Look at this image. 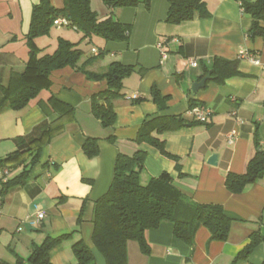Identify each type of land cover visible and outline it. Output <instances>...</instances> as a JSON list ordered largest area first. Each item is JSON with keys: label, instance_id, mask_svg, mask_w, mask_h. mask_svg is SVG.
Masks as SVG:
<instances>
[{"label": "crops", "instance_id": "crops-1", "mask_svg": "<svg viewBox=\"0 0 264 264\" xmlns=\"http://www.w3.org/2000/svg\"><path fill=\"white\" fill-rule=\"evenodd\" d=\"M51 1L57 8L64 6V0ZM90 1L100 19L112 17L129 25L130 31L125 41L94 37L92 41L97 40L99 46L93 48L99 50V55L92 51L96 58L89 63L88 71L102 72L111 63L120 62L134 66V72L124 78L122 94L112 101L116 112L112 126H104L92 112V96L107 88V81L91 80L73 67L53 71L50 89L42 90L25 108L7 113L0 141L9 140V154L18 148L16 137L29 135L44 120L58 119L59 113H46L40 101L55 96L75 108L73 121L67 122L64 131L43 147L27 182L1 194L0 260L14 264L17 257L27 259L33 245L41 244L46 237L72 233L51 250V264H74L72 246L79 239L89 242L86 243L98 264H107L92 242L94 201L109 190L118 154L130 155L143 149L148 155L142 183L169 172L197 202L223 205L234 222L226 241L212 240L210 231L201 226L193 245L176 237L171 222H163L146 234L149 253H144L137 241H129V263L232 264L253 232L264 236V176L242 193L230 191L225 184L228 173L246 171L258 150L256 134L264 151V37L249 34L253 19L236 0H203L208 16L197 13L179 24L167 22V0H153L149 7L139 4L122 8H110L103 0ZM38 2L0 0V70L4 84L13 72L25 69L29 58L26 36ZM74 30L77 35L73 41H77L82 34ZM69 32L52 31L36 43L42 52L52 53L58 38L69 39ZM241 48L261 63L241 58ZM162 51L167 53L165 59ZM217 56L237 60L241 74L223 83L211 76L204 87L194 92L192 85L210 75L205 66ZM194 60L197 66L192 64ZM154 88L167 97L163 107L153 98ZM192 103L211 112L209 121L195 119ZM161 116L184 119V125L177 130L153 132V136L165 141L166 150L178 161L147 142L137 143L142 124ZM233 130L237 136L230 143L228 135ZM110 136L116 137V142H111ZM89 137L98 139L99 152L93 157L83 150ZM213 153H218L216 165L208 163ZM12 170L13 179L23 166ZM83 206L84 221L79 224ZM37 209L46 212L40 221H36ZM239 264H264V241Z\"/></svg>", "mask_w": 264, "mask_h": 264}, {"label": "trees", "instance_id": "trees-1", "mask_svg": "<svg viewBox=\"0 0 264 264\" xmlns=\"http://www.w3.org/2000/svg\"><path fill=\"white\" fill-rule=\"evenodd\" d=\"M103 1L110 8H122L139 4L149 7L153 0ZM167 1L169 9L166 20L169 23L179 24L191 20L197 13L201 17L208 16L203 0ZM243 6L244 13L253 19L249 34L264 37V0H243ZM61 17L67 19V26L82 34L81 40L92 41L94 37H100L106 41H125L129 36V25L112 17L100 19L92 9L90 0H64L62 8L55 7L51 0H39L33 7L30 29L26 36L29 58L25 69L22 72H13L7 84H4L0 70V111L6 107L13 110L25 108L42 90L50 89L53 71L73 67L84 72L91 80L107 81V88L92 96V112L104 126H112L116 122L112 101L122 94L123 80L134 72V66L113 62L105 71H88L89 63L96 57L82 61L84 51L79 47V42L64 37L58 38L54 52L41 56V48L36 40L49 35L52 27L56 25L55 20ZM205 70L218 83L241 74L237 60L218 56L205 66ZM152 95L160 106L167 99L156 88L153 89ZM195 105L192 103L191 107ZM40 106L46 113L57 111L59 117L52 122L44 120L29 135L15 138L18 148L0 159V164L11 168L23 166V170L3 186L0 194H4L12 186L24 185L27 182L31 167L39 161L43 147L64 131L67 122L74 119L75 108L55 96L47 101H40ZM183 125L184 119L178 117L161 116L146 120L139 130L137 143L147 142L163 155L178 161V157L166 150L165 141L153 136V132L177 130ZM109 140L114 143L116 137L110 136ZM255 140L258 150L249 160L246 171L241 174L230 172L226 176V187L234 193H242L264 176V151L260 147L257 134ZM83 150L90 157L97 155L98 139L87 138ZM147 155V151L143 149H138L130 155L120 152L116 158L114 178L109 190L94 201L92 242L105 257L107 264H130L129 241H137L141 250L149 253L147 232L166 221L174 225L176 237L189 245L194 244L196 233L201 226L210 231L212 240L226 241L234 219L226 213L223 205L197 202L192 194L176 184L169 172L153 176L147 183H142L141 175ZM177 166L179 167L178 163ZM84 215L85 206L81 209L79 224L84 221ZM71 235L72 233L46 237L41 244L33 245L27 259L17 257L14 264H51V250ZM249 239L232 264L247 260L264 241V236L260 232H253ZM72 249L76 259L74 264H97L94 251L83 239L74 242ZM0 264L12 263L0 260Z\"/></svg>", "mask_w": 264, "mask_h": 264}, {"label": "built area", "instance_id": "built-area-1", "mask_svg": "<svg viewBox=\"0 0 264 264\" xmlns=\"http://www.w3.org/2000/svg\"><path fill=\"white\" fill-rule=\"evenodd\" d=\"M236 1H238L242 11H244L243 0H236ZM67 23L68 21L64 17H61L55 20L56 25H66ZM92 51L96 55H99V50H97L96 48H93ZM162 55H163V59L167 57V53L165 51H162ZM239 56L241 58H247L254 63H258V64L261 63V61L257 57L253 56L248 50L244 48H241ZM192 64L194 66H197L198 62L194 60L192 61ZM137 97L138 95H134V98H137ZM191 113L194 115L195 119L201 122L209 121V117L211 115V112L204 106L194 107ZM236 136H237V132L233 130L228 135L229 142L233 143ZM12 173H13V170L10 166L0 164V191L2 190L3 186L12 179ZM1 206H2V200H1V194H0V215H1ZM45 217H46V212L43 210L37 209L36 221H40L44 219Z\"/></svg>", "mask_w": 264, "mask_h": 264}, {"label": "rangeland", "instance_id": "rangeland-1", "mask_svg": "<svg viewBox=\"0 0 264 264\" xmlns=\"http://www.w3.org/2000/svg\"><path fill=\"white\" fill-rule=\"evenodd\" d=\"M75 28H72V27H69V26H65V27H62V26H58V25H54L53 27H52V31L54 32H63V31H71V32H69L68 34L70 35L68 38V40H70V41H73V40H76L75 39V37H76V32H75V30H74ZM52 31H51V33L49 34V35H47V36H50L51 34H52ZM53 36H54V34H53ZM75 36V37H74ZM81 37L82 36H80L78 39H77V41H73V42H79V46L81 47V49L84 51V54H83V58H82V61L84 60V59H89V58H91V57H93L94 55H93V53H92V48L93 47H97V46H99V44L96 42L97 40H95V41H88V40H81ZM65 38V37H64ZM67 39V38H66ZM50 41V43H52V40H49ZM57 43H58V41H57ZM54 44V43H53ZM52 44V46H54ZM50 47V46H49ZM50 48H52V47H50ZM54 48V47H53ZM45 53H46V51H45ZM44 52H42V50L40 51V55L42 56L43 54H45ZM14 110L13 109H11V108H9V107H6V108H4L3 110H1L0 111V132H2V127H3V124H2V121L3 120H5L6 118H8L9 116H7L8 114L7 113H14L13 112ZM7 129V128H6ZM9 129V128H8ZM10 142H9V140L8 139H4V140H1L0 141V158H2V157H4V156H6L7 154H8V152H10V148H11V146H9L10 144H9ZM15 148V147H14ZM88 244H89V242L88 241H86ZM98 264V263H97Z\"/></svg>", "mask_w": 264, "mask_h": 264}, {"label": "water", "instance_id": "water-1", "mask_svg": "<svg viewBox=\"0 0 264 264\" xmlns=\"http://www.w3.org/2000/svg\"><path fill=\"white\" fill-rule=\"evenodd\" d=\"M211 78V75H207L205 76L201 81H198V82H195L193 85H192V90L194 92H198V90L202 87L205 86V83L208 79ZM218 162V153H213L211 155V157L209 158L208 160V163L210 164H213V165H216ZM25 264H30L29 262L25 263Z\"/></svg>", "mask_w": 264, "mask_h": 264}]
</instances>
